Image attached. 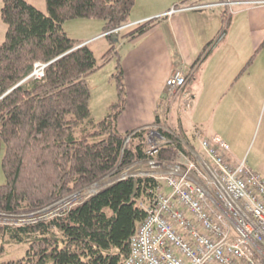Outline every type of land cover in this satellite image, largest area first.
<instances>
[{"label": "trees", "instance_id": "trees-1", "mask_svg": "<svg viewBox=\"0 0 264 264\" xmlns=\"http://www.w3.org/2000/svg\"><path fill=\"white\" fill-rule=\"evenodd\" d=\"M135 1L47 0L45 12L28 0H3L0 13L6 29L0 42V138L5 182L0 184V214L38 213L115 175L117 167L147 157L148 128L125 133L118 125L128 97L116 44L98 59L87 42L69 36L64 29L69 19L101 18L105 35L112 41L132 40L166 16L132 24L124 33L109 32L128 23ZM213 42L203 47L190 74ZM114 59L111 80L116 98L105 116L97 119L91 112L88 78ZM37 60L49 62L45 76L27 78ZM155 123L167 127L160 120ZM162 132L171 143L160 146L155 154L160 160L177 161L182 152L191 155L182 140L197 148L193 132L180 131L178 136L164 128ZM128 133L134 135L126 144ZM159 182L150 175H129L51 216L22 223L0 221V256L4 241L28 243L24 255L10 260L0 257V264H126L131 237L147 214L142 203L150 202Z\"/></svg>", "mask_w": 264, "mask_h": 264}, {"label": "crops", "instance_id": "crops-1", "mask_svg": "<svg viewBox=\"0 0 264 264\" xmlns=\"http://www.w3.org/2000/svg\"><path fill=\"white\" fill-rule=\"evenodd\" d=\"M180 1H135L130 24L166 16L142 35L121 40L124 52L120 55L128 101L118 120L120 130L126 133L160 120L163 124L173 122V128L192 134L194 128L206 121L237 124L244 122L245 114L254 116L255 120L262 116V122L264 0H187L183 4L185 7L171 15L166 14ZM227 1H233L231 9ZM2 2L0 0V9ZM83 19H71L76 23H69L70 19L64 22L69 36L82 42L103 38L102 26L91 36L89 20L92 18ZM1 20L0 13V35L6 29ZM225 23L227 29L221 35L219 30ZM84 28L85 33L78 34ZM119 31L123 32V29ZM213 39L207 56L190 74L201 50ZM102 46L105 52L110 44L102 42ZM91 48L96 55L94 46ZM113 61L88 78L91 112L97 119L104 117L109 103L116 98V86L111 80L116 64ZM178 67L190 76L184 88L169 102L166 100V79ZM244 106L254 109L253 113H247ZM97 107L100 109L94 114ZM225 123L219 122L217 132L203 131L209 136L220 135L230 145L229 159L239 161L242 158L235 155L231 130L228 132ZM0 148L4 150L2 140Z\"/></svg>", "mask_w": 264, "mask_h": 264}, {"label": "built area", "instance_id": "built-area-1", "mask_svg": "<svg viewBox=\"0 0 264 264\" xmlns=\"http://www.w3.org/2000/svg\"><path fill=\"white\" fill-rule=\"evenodd\" d=\"M231 6L233 1H227ZM173 6L166 13L183 8ZM117 27L109 32L122 29ZM224 30L221 35H223ZM106 34V32H105ZM47 61L37 60L27 78H43ZM188 72L178 67L166 79L167 101L186 84ZM153 123L148 128V169L139 175L158 181L147 210L130 240L126 264H264V177L245 159L231 161L230 145L220 135L194 128L193 148L177 161L158 159L163 143H171L162 129L178 136L179 130ZM134 133L125 137L126 144ZM121 173L117 178L126 177Z\"/></svg>", "mask_w": 264, "mask_h": 264}, {"label": "rangeland", "instance_id": "rangeland-1", "mask_svg": "<svg viewBox=\"0 0 264 264\" xmlns=\"http://www.w3.org/2000/svg\"><path fill=\"white\" fill-rule=\"evenodd\" d=\"M28 1L33 3L35 6L42 9L43 11L47 12V0H28ZM129 18H130V16H129ZM78 19H83V18H78ZM83 20L88 21L87 18H85ZM69 21H70L69 23H76V22H71V21H75V20L70 19ZM89 21H90V23H92V25L90 26V30H91L90 35L91 36L97 34L98 30H100L99 26H102V29L100 32H104V29H103L104 20L103 19L92 18ZM1 22H2V20H1ZM128 26H132V24L125 23L124 25H122L123 33L126 32L130 28ZM85 30L86 29L84 28V31H80L78 34L85 33ZM2 31H3L2 35H0V42L2 40H4V38H5V30H2ZM104 33L102 34L103 38L98 39L99 37H97V38L91 39L87 42L88 44L90 43L89 44L90 47L94 46V50L96 52V57L100 59V57L102 56V54L104 52V49H102L103 48L102 42L108 43L110 45L115 43L119 54L123 53L124 52V46H121L122 43L118 40H115V39H114V41H112ZM87 36H89V35H87ZM94 40H96V41L93 42ZM101 50H103V51H101ZM112 63H114V61ZM244 108L248 109L247 113H253V111H254V109H252L250 106H247V107L244 106ZM99 109H100L99 107L95 108L94 109L95 111L93 113L96 114V111H99ZM107 111H108V109H106V111H104L105 114L107 113ZM104 112H102V115L104 114ZM105 114L103 116H105ZM96 116H98V115H96ZM244 117H245L244 122H239L237 124L225 123L223 121L209 120V121H206L203 124H201V126H197L196 128H199L201 130H205L206 133L210 134L212 132H217L219 122L225 123L227 125L226 128H227L228 132L231 130L230 136L232 137V139L231 138L230 139L234 143L233 146L235 147L234 148V151L236 152L235 155H237L238 157H241L242 159H245L246 162L253 169L259 171L262 174V176L264 177V118L261 122L262 116L257 120H255L253 118L254 116L252 117V116L247 115V114H245ZM166 124H167V127H169L170 129H174V131H178L177 128H173V122H172V124L166 122ZM243 126H244V128H243ZM197 147H198V144H197ZM3 152H4V150L2 148H0V184L5 182V175L3 173L2 164H1ZM132 165L133 164H131L129 166H125V167H122V166L117 167V169H116L117 171H116L115 175L114 174L108 175L103 180L99 181V183H107L109 181H112L118 175H121V173H129V174L137 175V173H139L140 171L148 169V166L144 163H141L139 165H134V166H132ZM99 188H101V187L100 186L99 187L94 186L93 190L88 191V192H84V193L82 191L86 188H83L81 191L82 194H76L75 195V193H73L75 196L74 195L71 196L72 195L71 194L70 196L64 198L63 200H60L59 202L55 203L54 205L48 207L47 209H50L48 212H55L56 211V213L57 212L59 213V212L65 210V208H67L69 206L67 204L68 203L67 200H69V201L75 200V199H77V201L81 200L82 198H84L85 196H87L91 192L98 190ZM88 189H90V188H88ZM54 208H56V209L54 210ZM28 215H30V214H26V217H28ZM30 216L34 217L36 215H30ZM4 242H5V251L0 256L1 259H3V260L16 259V258L24 255L26 253L27 248H28V243H26V242H15V241H4Z\"/></svg>", "mask_w": 264, "mask_h": 264}, {"label": "water", "instance_id": "water-1", "mask_svg": "<svg viewBox=\"0 0 264 264\" xmlns=\"http://www.w3.org/2000/svg\"><path fill=\"white\" fill-rule=\"evenodd\" d=\"M119 178V177H118ZM117 177L116 178H114V180H116V179H118ZM114 180H112V181H114ZM112 181H109V182H107V183H99V182H95V184L93 183V184H91V185H89V186H87V187H90V186H96V187H102V186H104L105 184H108V183H110V182H112ZM86 187V188H87ZM93 190V189H92ZM82 190H79V191H77V192H75V195L76 194H78V193H80ZM74 194H72L71 196H73ZM74 195V196H75ZM82 197V196H81ZM80 197V198H81ZM79 198V199H80ZM76 201H77V199H75ZM75 200H70V201H68V205H70V204H73V203H75L76 201ZM49 211L50 209H44V210H42V211H40V212H38V213H31L30 215H36V216H34V217H31L30 215H28V217H26V215H21V216H19V215H8V214H0V221L1 222H15V223H22V222H29V221H35V220H38V219H40V218H44V217H48V216H51V215H53V214H55L56 213V211L55 212H45V211ZM45 212V213H44ZM26 217V218H25Z\"/></svg>", "mask_w": 264, "mask_h": 264}, {"label": "bare ground", "instance_id": "bare-ground-1", "mask_svg": "<svg viewBox=\"0 0 264 264\" xmlns=\"http://www.w3.org/2000/svg\"><path fill=\"white\" fill-rule=\"evenodd\" d=\"M88 188H90V189H88ZM94 188V186H90V187H87L86 189H84L82 192L84 193V192H88V191H91L92 189ZM82 192L81 193H78V194H82ZM67 201H69V200H67ZM56 208H54V210H55ZM45 212H48V210L47 211H45ZM44 212V213H45Z\"/></svg>", "mask_w": 264, "mask_h": 264}]
</instances>
